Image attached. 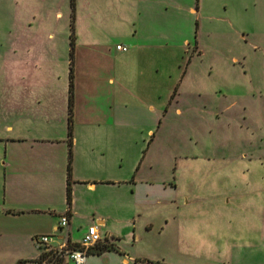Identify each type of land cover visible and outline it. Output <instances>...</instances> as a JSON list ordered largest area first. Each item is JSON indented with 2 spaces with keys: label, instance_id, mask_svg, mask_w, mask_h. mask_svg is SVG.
Listing matches in <instances>:
<instances>
[{
  "label": "rangeland",
  "instance_id": "374dc122",
  "mask_svg": "<svg viewBox=\"0 0 264 264\" xmlns=\"http://www.w3.org/2000/svg\"><path fill=\"white\" fill-rule=\"evenodd\" d=\"M48 1L37 26L71 59L74 40L89 64L108 61L88 73L117 76L105 92L127 107L128 176L141 163L177 186L163 212L180 205L203 235L189 264H264V0H78L71 14L72 0ZM118 41L138 45L132 58Z\"/></svg>",
  "mask_w": 264,
  "mask_h": 264
},
{
  "label": "crops",
  "instance_id": "0c3cea01",
  "mask_svg": "<svg viewBox=\"0 0 264 264\" xmlns=\"http://www.w3.org/2000/svg\"><path fill=\"white\" fill-rule=\"evenodd\" d=\"M75 1L70 14L78 8ZM47 3L0 0L6 4L0 8V66L5 71L0 76V264H34L43 252L35 235L53 233L54 244H77L91 223L98 224L102 242L114 247L92 249L87 264H189L191 244L203 235L181 217L179 204L172 214L163 212L172 210L164 200L177 190L175 183L139 173L141 163L128 176L127 107L121 97L105 92L113 85L117 94V76L88 73L89 65L109 64L81 58L80 41L74 48L70 118L71 74L64 72L72 61L69 48L51 41L55 30L42 31L36 24L46 17ZM62 3L52 5L60 18ZM116 46L128 59L138 45L118 41ZM149 103L151 109L158 107ZM68 210L70 222L61 226ZM59 264L73 261L63 255Z\"/></svg>",
  "mask_w": 264,
  "mask_h": 264
},
{
  "label": "built area",
  "instance_id": "2783aa9c",
  "mask_svg": "<svg viewBox=\"0 0 264 264\" xmlns=\"http://www.w3.org/2000/svg\"><path fill=\"white\" fill-rule=\"evenodd\" d=\"M120 48H127L126 45L119 43ZM70 222V211H65L60 220L61 226H66ZM56 235L53 233H38L35 235L37 245L43 252L34 261V264H59L63 255H68L73 264H87L91 247L103 240V235L97 223H91L84 231L79 243L64 241L54 244ZM47 252V255L43 253Z\"/></svg>",
  "mask_w": 264,
  "mask_h": 264
},
{
  "label": "trees",
  "instance_id": "16d2710c",
  "mask_svg": "<svg viewBox=\"0 0 264 264\" xmlns=\"http://www.w3.org/2000/svg\"><path fill=\"white\" fill-rule=\"evenodd\" d=\"M74 3V0H72ZM72 50H71V56H74V40L72 41ZM70 74H71V94H70V118L72 117V111H73V103H74V87H73V77H74V65H73V58H72V62H71V70H70ZM70 168V166H69ZM69 192H70V187H69ZM70 195V193H69ZM114 245L113 243H108V242H102L100 241L99 243H97L96 245L91 247L92 249H97L98 251L101 250H105V249H109V248H113ZM43 255H47V252L43 253ZM151 262H154L152 259H148Z\"/></svg>",
  "mask_w": 264,
  "mask_h": 264
}]
</instances>
